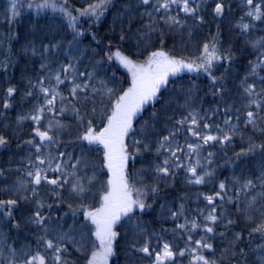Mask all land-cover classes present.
<instances>
[{
	"label": "snow or ice",
	"instance_id": "snow-or-ice-1",
	"mask_svg": "<svg viewBox=\"0 0 264 264\" xmlns=\"http://www.w3.org/2000/svg\"><path fill=\"white\" fill-rule=\"evenodd\" d=\"M77 2L82 6L28 0L37 13L58 14L52 18L60 25L21 41L24 55L40 63L32 66L35 75L27 63L21 70L24 89L14 124L27 121L31 128L16 146L26 149L24 155L0 168V181H8L0 186V223L17 229L19 212L35 229L29 237L35 242L14 247L15 241L0 237V264H264V0ZM234 3L240 16L233 28L254 53L239 66L243 75L233 67L232 44L218 33L192 40L205 23L202 13L221 18ZM21 6L20 0L7 4L9 24ZM108 13L111 31L104 42L91 28ZM84 19L88 27H78ZM177 32L184 38L177 47L188 54L165 50L166 34ZM85 34L89 46L81 47ZM91 43L99 47L90 49ZM116 65L127 71V86ZM8 69L0 60L5 75ZM182 73L207 79L210 87L199 101L195 81L181 80ZM2 91L0 112H6L18 89L9 84ZM209 97L214 103L205 107ZM150 104L159 107L137 126ZM238 136L248 147L234 154L237 160L217 164L216 150ZM9 143L0 132V147ZM250 154L259 157L252 171L240 165L238 175L220 178L218 169L235 171L239 158ZM178 181L211 190L179 191ZM189 202L202 206L190 208ZM153 210L162 222L157 227L144 219Z\"/></svg>",
	"mask_w": 264,
	"mask_h": 264
},
{
	"label": "trees",
	"instance_id": "trees-1",
	"mask_svg": "<svg viewBox=\"0 0 264 264\" xmlns=\"http://www.w3.org/2000/svg\"><path fill=\"white\" fill-rule=\"evenodd\" d=\"M22 3V6L18 8L19 15L14 18L13 22L9 24V22L4 18V9L7 7V4L10 3V0H0V60H7L9 69L7 72V75L3 73L2 70H0V98H3L4 93L2 91L3 88H6L9 86V84L15 85L18 89V91L14 94V96L11 98V107L6 112H0V132H3L4 134L8 135L10 137V143L7 148L0 147V168H6L9 167L8 161L10 158L13 160L19 158L20 156L24 155V152L26 149L21 148L17 150V145L21 140H24L27 138V134L30 132L31 124L27 121L15 125V117L18 114L19 110V102L21 98V91L24 89V82L21 79V70L22 67L27 63L29 65V74L35 75V72L32 70V66L34 64H39L40 61L38 59H35L33 57L25 56L22 49H21V41L23 37L27 36L31 38L33 33H36L37 35L43 33L44 31H47L52 26H59L60 25V19H53V14L50 10H45V12L37 13L33 8L28 6V0H20ZM67 3L69 4H76V6H82L80 5L77 0H67ZM211 4H207V8H211ZM231 7L234 9L233 12L225 11L223 16L221 18H214L211 14L208 13H202L204 15L205 23L199 26V28L194 29V35L192 37L193 43L196 41L202 42L205 38L209 37L211 33L216 32L219 34V37L221 40L224 41L225 44L231 43L233 51L237 54V59L235 62V65L233 67L239 71L241 75L244 73V68L239 67L240 65H243L247 60L252 59L254 56V53L252 55H249V53L252 51L249 47L243 46V37H238L237 32L238 30H234L233 25L236 24V18L240 16V11L237 7V4H232ZM111 16L112 13H108V19L102 20V22L96 23L92 26L91 31L96 33L97 40H103L104 42H107L108 37L104 36V33L106 31H111ZM184 18L183 16L181 17ZM188 23H192V21L189 19ZM78 27H88L87 20L84 19L81 21L80 24L77 25ZM66 27V25H65ZM119 25H117V28ZM133 28L136 27V24L132 25ZM16 33L15 37L10 36V33ZM184 32H187V29H184ZM262 33L256 32L255 35L259 36ZM16 37H20L21 39L18 40ZM70 38V37H69ZM91 37L87 34H85L81 38V47L89 46V41ZM165 50L169 51L170 54L175 55H185L188 54L187 49H183L181 47H177V45H183L184 38L180 33H169L166 34L165 37ZM158 44L159 41H156ZM113 44H116V40L113 39ZM99 45L97 43H91V48H98ZM122 47L127 48V45H123ZM102 53L98 52V55H101ZM113 64H115V61H113ZM118 71L117 75L121 77L120 83H122L124 86H127V71L123 68H120L118 65H116ZM221 68H223V65H220ZM112 69H109V72H111ZM218 74V73H214ZM181 80H193L195 81L196 85L198 86L197 91V100L199 101V98L201 95H203V92L207 90L210 85L207 82V79L205 77L197 78L196 74H189L182 73L180 74ZM174 78H169V86H171L174 83ZM0 103H2V100H0ZM30 103V102H29ZM209 103H214V101H211V98L204 99L203 104L205 107L208 106ZM25 108L28 107V104L24 105ZM158 108L159 104L156 105H146L145 109L142 110V113L140 115L139 120L136 121V125L139 126V124L147 118L148 113L153 111V108ZM67 119V117H65ZM12 124V127H9L8 125ZM75 131V129H74ZM15 133V134H14ZM250 134V133H246ZM18 137V138H17ZM68 137H65L67 139ZM257 142L261 139L260 137H255ZM248 144L246 141V137L244 139L240 138L239 136L234 139L230 144H227L222 149H217V156H216V162L217 164H220L221 161H235L238 158L234 155L237 153L241 148H247ZM93 153L96 154V146L92 149ZM221 153H226V155H222ZM146 159V158H145ZM259 160L258 156H252L251 154L248 155L246 158H239V164L236 166L235 171H229L227 165H224L223 168L218 169L220 178H223L225 175H238L240 173V165H245L249 171H252V166H254L257 161ZM141 167V160L137 159L135 161V168L139 169ZM129 173L131 174L133 172L132 162L129 161ZM255 175V172L252 173ZM10 177H15L16 173L12 172L8 174ZM142 175V173H141ZM243 178V177H241ZM145 182H148L147 177L145 178ZM8 183L7 180L0 181V186L3 184ZM175 189H178L179 191L189 192L192 194H195L196 192H204L208 193L211 188L210 186H200L197 187H181L180 182L178 181L176 185L174 186ZM151 199V197H149ZM51 202V201H49ZM187 207H199L202 206L201 204H192L188 203L186 205ZM22 208H27V205H21ZM156 209H159V201L156 203ZM63 211V209H61ZM162 215H166V213H162ZM156 210H153L151 215H145L144 219L149 221L151 223L152 227H157L159 223H162L161 221H158L156 218ZM14 217L17 220L19 227L14 230H9L8 225L11 223L8 221L5 223H0V237H4L7 239L8 243H13L15 241L14 247H19L21 244H29L33 243L34 240H30L29 237H31L35 229L31 226L27 225V223L24 221V219L21 217L19 212L14 213ZM165 227H172V224H164ZM254 224H249L248 227H254ZM239 230V229H236ZM119 231V229H118ZM219 231V229H218ZM256 242H259L258 240ZM111 264H115V261H112ZM137 264H140L139 261H137Z\"/></svg>",
	"mask_w": 264,
	"mask_h": 264
}]
</instances>
